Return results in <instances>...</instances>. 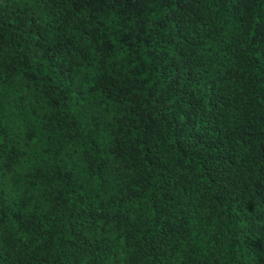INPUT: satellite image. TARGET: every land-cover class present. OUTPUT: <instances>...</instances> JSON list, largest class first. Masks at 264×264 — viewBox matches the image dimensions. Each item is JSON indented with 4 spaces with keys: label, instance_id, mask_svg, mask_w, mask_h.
Listing matches in <instances>:
<instances>
[{
    "label": "trees",
    "instance_id": "16d2710c",
    "mask_svg": "<svg viewBox=\"0 0 264 264\" xmlns=\"http://www.w3.org/2000/svg\"><path fill=\"white\" fill-rule=\"evenodd\" d=\"M0 264H264V0H0Z\"/></svg>",
    "mask_w": 264,
    "mask_h": 264
}]
</instances>
